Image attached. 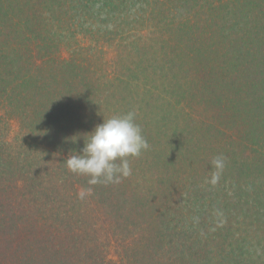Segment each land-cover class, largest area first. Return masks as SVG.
Here are the masks:
<instances>
[{"label":"trees","instance_id":"obj_1","mask_svg":"<svg viewBox=\"0 0 264 264\" xmlns=\"http://www.w3.org/2000/svg\"><path fill=\"white\" fill-rule=\"evenodd\" d=\"M62 1L0 0V109L10 108L7 122L17 124L0 136V264H93L98 222L103 215L111 224L110 211L122 219L120 233L114 228L110 237L121 250L102 264H188L183 250L170 256L176 233L170 238L169 214L162 206L149 207L151 215L145 208L160 180L163 203L174 199L179 180L212 186L205 181L218 155L225 158L218 183L247 187L239 191L243 200L237 192L232 212L227 203L219 207L218 224L229 213L238 218L244 205L255 219L209 248V264H264V0H209L204 40L194 37L190 21L160 18L152 25L154 49L135 44L123 58L114 54L125 48L120 42L105 57L83 44L61 45L66 33H75L73 21L60 14ZM56 8L54 22L46 21L43 11ZM134 83H142V96ZM129 111L149 143L128 158L129 177L89 185V177L67 169L66 158L83 148L96 125ZM140 158L154 160L148 183H134V206L124 213L111 201L140 176ZM86 188L91 195L78 199ZM142 216L147 221L139 224ZM245 243L242 254L232 249Z\"/></svg>","mask_w":264,"mask_h":264},{"label":"rangeland","instance_id":"obj_2","mask_svg":"<svg viewBox=\"0 0 264 264\" xmlns=\"http://www.w3.org/2000/svg\"><path fill=\"white\" fill-rule=\"evenodd\" d=\"M113 1H115L114 5L112 4ZM187 1L188 2L185 3L184 0H63L62 5L64 9L61 11H65V13L60 12L58 8L54 9L57 12L53 14H51L50 10H44L43 17L46 21L51 19L52 22H54L53 20L57 17V13L60 12L61 16L73 21L75 33H66V38L60 42L61 45L66 46V44H68L72 49L76 44H83L85 45L84 49L89 48L105 57L107 56V52L113 53L114 45L120 42L121 46L126 44V49L124 48L123 51L120 50V52H118L119 48H117L114 54L118 53L120 57L123 58L127 54V47L131 49V46L135 44H139L141 47L143 46L150 51L154 49L152 45L155 36L151 33L153 28L152 25L158 24L160 18H165L166 23L169 21L173 23H186L188 20L191 22L189 25H191V29H193L192 32L197 40L201 38L199 34L205 36L207 34L205 29L206 27L209 28V0ZM105 6H108V8ZM55 7H59L57 3ZM229 8H227V10ZM220 15L222 17L221 13ZM87 29L89 30L85 31ZM50 34L53 39L57 41V38L52 33ZM102 37H106L107 39L102 41L105 44H102L101 41V43L99 42ZM201 39L204 40V38ZM65 42L67 43L65 44ZM134 84L137 86V94L142 96V93L145 92V89L141 85L142 83ZM11 114L10 108L4 107L0 109V115L3 117V120L0 121V136H4L6 132H15L17 124H14V121L7 122L8 120L6 118L12 116ZM140 161L144 163V166L138 167L140 176L132 179L130 182L131 186L128 189L121 188L117 191V194L114 196L117 197L120 195L117 203L111 201L112 205H116V208H124V213L127 212L131 206H134L130 205L131 198L134 200L133 190H131L134 183L141 181H146V184L148 183V180H144V178L147 177L146 173L150 171L151 163H153L154 160L149 158L144 160V158H140L139 162ZM166 178L164 174L163 179L165 180ZM179 181L180 182L177 184L179 189L175 193L174 199L171 198L170 201L163 203L162 197H160L158 193V189L164 186L160 180V187L157 188V194L154 198L155 201L146 205L145 209L149 211V215H151V211L154 208L155 212H157L158 208L162 206L169 214L168 217L164 215V221L170 219L167 229L168 233L171 235L170 238L176 233L173 237L175 247H173V250L170 252L172 258H174L173 254L176 253L177 257H179L178 255H180L181 250H183V260L188 261V264H209V248H216L219 246L220 241L227 231L231 230L229 233H232L234 229H246L249 227L248 224L255 219V217L251 215L253 210L248 212L246 210L248 206L244 205L242 206L241 214L235 220L234 218H230L229 213L228 220H224L219 224L217 222V220H220L217 218L218 214H220L219 207H223L227 203L228 206L226 208L232 212V203H235L234 198H236L237 192L241 195L243 200L244 192L239 191H245L247 187L227 182L217 183L216 185L211 184L212 186L209 184L208 186L205 184L198 185L196 182H193L194 186H189L190 183L188 179L185 178ZM185 188L188 189V192H186ZM180 189L183 192H181ZM247 193L252 194L253 192L249 191ZM162 194L163 188H161V195ZM238 206L241 207L240 205ZM106 207L107 203H103L102 209H106ZM149 207H153V209ZM110 212L112 214H107L106 218L112 220L111 224L103 221V215L98 222V227L101 228L99 232L101 239L99 238L98 240L97 238V243L94 246L95 255L93 257V264H102V258L103 260H108L110 258L116 260V258H118L116 253L121 250L120 246L117 248V242L113 241L114 237H110L114 228L116 234L120 233L119 229H117V224L119 225L122 219L117 212ZM237 219L239 221L241 220L239 224L236 223ZM136 220L139 224H143L147 221V218L142 216ZM174 221L177 225L173 228V224H175ZM217 226L218 228L213 232ZM235 237H238V235H235ZM109 242L110 244H108ZM115 244L116 246H114ZM248 245V243H245L244 246L241 247L240 245L233 244L232 249L242 254V251L247 250ZM155 246L158 247L159 244L156 243ZM174 250L176 251L173 252ZM212 264L218 263L214 261Z\"/></svg>","mask_w":264,"mask_h":264},{"label":"clouds","instance_id":"obj_3","mask_svg":"<svg viewBox=\"0 0 264 264\" xmlns=\"http://www.w3.org/2000/svg\"><path fill=\"white\" fill-rule=\"evenodd\" d=\"M135 117V111H129L104 119L103 123L96 125L83 148L79 152L73 151L66 158L67 169L89 177V185L119 184L122 179L129 177L132 170L128 158L139 157L149 148ZM211 166L214 171L208 182L216 185L225 167V158L222 155L214 157ZM91 191V188L81 189L77 193L78 199L84 200L91 195Z\"/></svg>","mask_w":264,"mask_h":264}]
</instances>
